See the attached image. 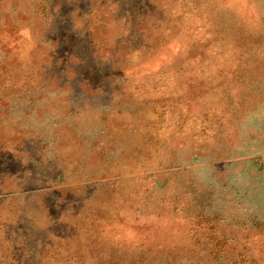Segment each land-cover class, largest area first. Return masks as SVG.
<instances>
[{
    "label": "rangeland",
    "instance_id": "374dc122",
    "mask_svg": "<svg viewBox=\"0 0 264 264\" xmlns=\"http://www.w3.org/2000/svg\"><path fill=\"white\" fill-rule=\"evenodd\" d=\"M47 1L0 0V264H264V0Z\"/></svg>",
    "mask_w": 264,
    "mask_h": 264
},
{
    "label": "trees",
    "instance_id": "16d2710c",
    "mask_svg": "<svg viewBox=\"0 0 264 264\" xmlns=\"http://www.w3.org/2000/svg\"><path fill=\"white\" fill-rule=\"evenodd\" d=\"M44 1V4L47 6V4L50 3V1H47V0H43ZM47 1V2H46ZM46 2V3H45Z\"/></svg>",
    "mask_w": 264,
    "mask_h": 264
}]
</instances>
